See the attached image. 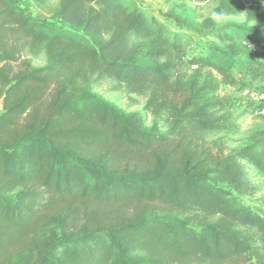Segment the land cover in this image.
I'll use <instances>...</instances> for the list:
<instances>
[{"label":"trees","instance_id":"obj_1","mask_svg":"<svg viewBox=\"0 0 264 264\" xmlns=\"http://www.w3.org/2000/svg\"><path fill=\"white\" fill-rule=\"evenodd\" d=\"M27 1L58 4L43 20L0 0V264H264V197L242 200L261 191L249 167L264 181V124L211 140L237 132L218 95L235 72L264 81L243 44L264 47V0H164L175 30L136 0ZM195 36L211 42L189 58ZM93 79L146 97L153 126Z\"/></svg>","mask_w":264,"mask_h":264},{"label":"rangeland","instance_id":"obj_2","mask_svg":"<svg viewBox=\"0 0 264 264\" xmlns=\"http://www.w3.org/2000/svg\"><path fill=\"white\" fill-rule=\"evenodd\" d=\"M139 5L150 15H154L163 23L169 25L165 19V13L167 6L164 0H136ZM15 2L24 8L28 14L33 15L43 20H51V11L57 6V1H51L44 6H36L27 0H15ZM192 16L197 22L203 21L209 14L213 3L207 1L204 3H190ZM246 20L244 15L237 17H228L222 21L242 23ZM254 28L264 30V22H253L250 24ZM171 30H175L173 26L169 25ZM211 42L209 39H205L200 36H195L193 43L187 47V56L189 58L193 56L204 55L207 52V45ZM264 48V47H263ZM264 50V49H263ZM258 56V58L264 61V51ZM26 58L31 60L35 66H42L46 63V55L41 52L33 55H26ZM237 84L233 87L223 86L219 91V98L225 102L228 106L226 112L230 115L231 120L235 123L237 132L231 135H218L216 138L221 139L220 144L227 150H231L235 147H239L244 144L249 133L258 125L264 124V118L259 116L255 111L248 106L245 100L241 97V91L245 85H249L248 78L241 76L235 72ZM93 89L96 93L103 96L106 100L116 104L119 108L123 109L127 113L140 112L146 121L147 126H153L152 116L145 111L146 97L132 95L117 82L109 80L93 79ZM264 85V81L260 83ZM3 110V102L0 99V114ZM159 126L162 130L166 129L165 120L159 122ZM249 174L253 182L259 185L261 191L251 198L242 199L243 202L252 208L259 207V199L264 197V181L257 175L256 171L252 168H248ZM140 256V255H138ZM144 264V263H142Z\"/></svg>","mask_w":264,"mask_h":264},{"label":"built area","instance_id":"obj_3","mask_svg":"<svg viewBox=\"0 0 264 264\" xmlns=\"http://www.w3.org/2000/svg\"><path fill=\"white\" fill-rule=\"evenodd\" d=\"M246 45L251 54L255 57L261 55L264 51L263 47H259L257 45H248L246 42L243 43ZM197 66H194L192 69H196ZM241 97L246 101L248 106L252 108L255 113L264 118V85H260V83H251L249 85H245L241 91Z\"/></svg>","mask_w":264,"mask_h":264}]
</instances>
